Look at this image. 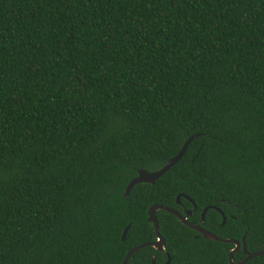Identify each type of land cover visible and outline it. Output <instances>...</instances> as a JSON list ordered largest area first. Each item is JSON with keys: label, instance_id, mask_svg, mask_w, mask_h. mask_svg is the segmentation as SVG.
<instances>
[{"label": "trees", "instance_id": "1", "mask_svg": "<svg viewBox=\"0 0 264 264\" xmlns=\"http://www.w3.org/2000/svg\"><path fill=\"white\" fill-rule=\"evenodd\" d=\"M154 204L264 248V0H0V264H121ZM155 215L127 264H229Z\"/></svg>", "mask_w": 264, "mask_h": 264}, {"label": "water", "instance_id": "2", "mask_svg": "<svg viewBox=\"0 0 264 264\" xmlns=\"http://www.w3.org/2000/svg\"><path fill=\"white\" fill-rule=\"evenodd\" d=\"M195 137L194 136H190L189 138H187L185 140V142L183 143V145L181 146L180 150L177 152V154L175 156H173L172 158H170L169 160L166 161V163L159 168L158 170L155 171H147V170H138L137 171V175L130 180V182L127 184L125 191H124V196H127L129 194V192L131 191V189L139 183H149V184H153L158 178H160L169 168H171L186 152L187 147L189 145V143L191 142V140ZM179 197L177 196L176 200L177 203L179 202ZM187 200H190L188 197H186ZM191 201V200H190ZM192 202V201H191ZM193 203V202H192ZM208 208H213L216 211H218L220 213V215L222 216V224L225 222V217L223 215V213L220 211V209H218L217 207H207L204 208V210L202 211L201 214V219L200 222H203L204 220V215L207 211ZM195 209V206H194ZM158 210H163L165 212H168L172 215H174L183 225L197 231L198 233H200L202 235L203 238L205 239H209V240H214V241H218V242H222V243H231L234 245V248L231 249L228 253V262L229 264H241L251 258L257 257V256H261L264 254V248L262 250L256 251V252H247L246 250V246H245V241H244V237H242L241 239V243L242 245L238 242L235 241L233 239H224V238H220L217 237L215 234L201 228L200 226L190 223L188 221V216H190L191 212L187 211L185 212V214H180L177 211H175L174 209L168 208V207H163L162 205H151L148 210H147V221L150 222L153 225L154 231H155V235H156V240L153 242H146L143 244H140L132 249H130L126 255L124 256L122 263L121 264H127L128 260L130 259V257L136 253L138 250L144 248V247H153L158 251H162L164 250V239L160 236L159 234V228H158V222H157V218H156V211ZM129 228V225H127L125 227V229L123 230L122 236H121V240L124 239L126 232ZM242 248L244 254H245V258L238 263L233 262L232 260V254L238 250L239 248ZM169 256H168V260L165 262V264H169ZM152 264H154V259L152 258Z\"/></svg>", "mask_w": 264, "mask_h": 264}]
</instances>
